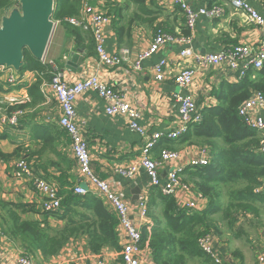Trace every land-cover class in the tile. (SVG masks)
Segmentation results:
<instances>
[{
    "label": "crops",
    "instance_id": "obj_1",
    "mask_svg": "<svg viewBox=\"0 0 264 264\" xmlns=\"http://www.w3.org/2000/svg\"><path fill=\"white\" fill-rule=\"evenodd\" d=\"M93 1L94 4H99L103 9L111 11L112 5L106 6L105 0ZM188 1L194 8H220L223 10L221 16L211 18L203 15L198 19L191 43L193 50L197 53L218 52L223 48L232 47L243 41L256 44L263 36L264 30L249 22L246 15L241 11H237L229 0ZM247 1L264 17V0ZM117 3L123 8L120 19L122 18L121 24L125 26V31L124 35H120L116 28V22L112 24V29L108 30L107 27V48L113 53L128 48L131 52V63H124L113 71L114 75L111 74L110 76L115 78L117 75V89L127 88L132 99L141 108L142 115L139 120L141 126L151 132H161L165 135L175 128L180 113L178 105L173 101V95L179 91L193 95L196 103L193 115H201L202 117L211 108L219 106L228 108L231 106L226 105V97L230 96L235 100L243 99L242 101H244L259 89L264 93V68L249 69L243 74L242 69H232L226 64L212 65L206 70H201L197 73L195 81L190 87L187 89L180 88L174 82V75L189 65L190 61L182 59L180 46L177 44H168L161 47L159 51L147 57L141 63L140 69H135L134 63L137 57L148 51L159 28L172 34H185V30L183 31L185 26L184 13L173 0H146L148 10L153 13L156 19L153 22H133L131 26H128L127 22L132 13L138 10V5L134 0H117ZM89 35V32H83L81 45H79L76 38L69 34L65 24L58 25L53 31L47 48L46 55L47 53L50 54L48 59H54L60 67L68 69L67 63L71 52L79 50L85 56L83 63L79 65L76 71H72L70 68L68 70L75 78H78L82 70L86 68L90 71L91 65L88 62L90 58L96 55V46L92 52L87 47L89 45ZM65 56L67 58H64ZM163 58L168 59L169 64L166 67L165 79L159 82L155 80L153 67ZM71 61L72 58L68 64L74 67L70 64ZM0 70L10 72L4 70L3 67H0ZM18 75L19 80L14 83H10L8 79L6 82L0 76V97L11 99V102H19L10 104H13L15 108L19 106L18 109H25L21 118L24 126L20 125L22 136L15 137L13 127L8 124L4 125L12 113L10 114L9 111L6 112L3 108H0V135H5L0 136V148L8 154V158H2L0 163V192L3 199L19 205L27 218L47 220V223L52 227L65 224L63 220H57L55 217L57 212L53 214L55 216L49 214H47L48 217L45 216L41 197L34 185L16 171L15 164L17 160L26 157V160L33 165L39 176L56 185L62 200L73 209L70 215L66 214L68 218L70 216L74 217L79 211L84 212L89 218H97L99 209L102 207L115 215L103 196L99 194L89 193L79 200L71 198V196H76L73 195L74 187L80 182L83 186H86V180L82 179L80 175L70 136L57 122L60 115L59 102L54 96L46 97L40 84L43 96L42 102L39 101L38 104L35 103L30 108L20 107L32 102L28 89L37 80V73L26 71L23 74L18 72ZM1 92L4 94H1ZM239 105L237 106L239 107ZM105 106L106 101L95 90L86 91L77 100L75 106L77 118L84 123L83 130L91 153V165L101 179L113 183L116 188L122 190L124 199L135 206L139 197L145 193L149 182V176L145 168L139 164L142 148L147 141V137L133 130L126 117L109 115L105 110ZM238 107H236V110H238ZM6 109H9V107H6ZM189 129L193 130L191 126ZM253 131L258 141L256 143V148H258L264 141V129ZM187 137L183 135L179 139L171 140L164 138L157 144L156 149L153 151V157L159 159L162 148L184 152L192 150L195 148L194 145H197L194 144L197 141L196 136ZM46 141L51 143L52 146L46 148L47 150L44 149L45 151H41L42 145ZM219 144L222 143L219 142ZM211 146L208 145L207 147L212 150ZM131 164L138 166V171L133 176H127L120 171V168H125ZM171 166L169 162L160 166L162 187L156 189H160L162 192L163 188L168 185V172ZM187 172L185 170L183 174L186 180ZM263 184V181H261L260 188ZM207 202V199L203 201V208L198 212L207 209ZM226 202L227 199L224 198V205H226ZM157 205H159L158 210H160L159 208L163 206L162 200H158ZM152 206L154 207L153 203ZM257 208L258 211L243 212L239 221L232 227L227 220L218 217L220 218L218 221L220 234H225L222 236L224 241L220 236L219 238L223 247L228 251L225 254L230 260L232 257L235 261L231 260L233 263L256 264L259 255L264 254V215L260 214V211H264V197L262 200L257 201ZM153 225H155L154 219L149 215L145 226L152 228ZM239 225L240 229H238ZM145 226H143L142 231ZM232 242L238 245L235 247L234 252L229 248V243ZM9 243L5 236L0 235V264H8L6 252ZM120 245L123 248V239H120ZM34 254L42 257L43 260L60 261V264L87 262L97 256L107 258L112 264H116L121 260V251L109 246L99 253L91 251L88 238L85 236L67 242L56 256L46 258L40 252ZM205 259L203 263L201 259L193 258L189 264H216L208 256H205ZM35 263L37 264V261Z\"/></svg>",
    "mask_w": 264,
    "mask_h": 264
},
{
    "label": "built area",
    "instance_id": "obj_2",
    "mask_svg": "<svg viewBox=\"0 0 264 264\" xmlns=\"http://www.w3.org/2000/svg\"><path fill=\"white\" fill-rule=\"evenodd\" d=\"M237 11L246 15L249 22L255 24L264 30V17L252 7L247 0H229ZM179 5L185 16V26L189 29L187 34H172L159 28L154 37V41L147 52L141 53L134 63L135 69L141 68V63L147 58L159 51V49L168 44H177L180 46V56L184 61H190L181 71L175 73L174 82L180 87L187 89L201 70H206L212 65L226 64L232 69H242L245 74L249 69H262L264 67V32L263 36L253 44L243 41L232 47L223 48L218 52L197 53L191 46L194 37V31L198 19L206 15L208 17H218L223 14L220 8H194L188 0H173ZM19 5V4H18ZM55 28L63 23L89 31L96 46V55L90 58V71L82 70L78 78L73 77L70 70L60 67L54 59L44 60L51 64L53 68L52 76L49 80H44L41 84V90L46 97L54 96L60 106V115L58 124L67 132L71 139V146L74 158L77 160L78 168L82 179H85L86 186L80 182L74 187V192L87 195L96 193L103 196L109 208L113 210L118 219V233L120 239H123V248L121 260L116 264H156L153 258L152 250L143 247L142 228L149 217V203L151 190L155 187H162L160 180V166L167 162L171 163L168 172V185L163 188V193L175 197L179 208L187 211H201L203 201L210 197L204 196L197 189L186 182L183 174L189 168L206 166L213 159V151L208 147H195L190 151H180L170 148L160 150L159 159L153 157V151L157 144L164 138L179 139L194 123H200L203 120L201 115H193L196 109L195 98L191 93L179 91L174 93L173 101L179 107L180 117L171 131L166 135L161 132H151L144 126H141L139 120L142 112L141 108L135 103L127 88L117 89V75L115 78L113 71L124 63H131V52L128 48H123L118 53L110 52L107 48L106 28L112 26L115 15L105 10L99 4H93L85 1L80 12L77 15L67 16L63 19H54ZM64 58H67L65 56ZM169 64L168 59H160L153 67L156 81H163L166 77V67ZM87 67V66H86ZM11 71L8 81L10 83L19 80L18 72L14 69L6 68ZM88 90H95L100 97L106 101L105 110L109 115H121L128 119L129 125L133 130L147 137V141L142 148V156L139 164L145 168L149 182L146 191L139 197L135 206L126 201L122 190L116 188L113 183L101 179L93 170L91 165V153L89 145L84 136V123L79 121L76 114L77 100ZM13 102H8L10 104ZM23 109L15 110L8 118L5 124L11 125L14 129V136L20 137L21 123L20 119L24 114ZM238 115L243 124L252 130L264 129V93L255 91L250 97L242 101L238 107ZM256 151L264 156V141L256 148ZM16 171L24 179L32 182L36 191L41 197V203L44 212L49 215L60 210L62 206V197L59 195L58 188L47 182L39 176L36 169L21 157L15 164ZM120 171L133 176L138 171V166L131 164ZM264 183V178L261 179ZM261 195L264 194V184L257 189ZM207 207V208H208ZM206 210V209H204ZM54 216V215H53ZM8 240V239H7ZM9 241V240H8ZM199 247L216 264H236L233 263L225 254L228 252L222 245L219 235L215 231H209L201 235L198 239ZM12 246V245H11ZM11 246L7 248L6 257L8 264H36L32 255L17 253L14 249L12 253ZM231 256V254H230ZM74 264H112L107 258L97 256L95 259L87 262ZM256 264H264V254L259 255Z\"/></svg>",
    "mask_w": 264,
    "mask_h": 264
},
{
    "label": "trees",
    "instance_id": "obj_3",
    "mask_svg": "<svg viewBox=\"0 0 264 264\" xmlns=\"http://www.w3.org/2000/svg\"><path fill=\"white\" fill-rule=\"evenodd\" d=\"M85 1L94 2L93 0H57L53 18L63 19L77 15ZM107 1H110L112 5L110 10L117 14L114 13L113 24L116 22L118 32L124 35L125 26H122V18L120 19L123 8L118 5L117 0ZM134 1L138 5V10L132 13L127 22L128 26H131L133 22H153L156 19L148 10L146 0ZM18 4L19 0H0V19L3 14ZM63 24L66 25L69 34L81 45L83 32L89 31L68 23ZM183 31L185 34L189 33L186 26ZM90 35L92 36L91 33ZM90 35L87 47L92 52L95 48V40ZM26 71L36 72L37 80L28 89L32 102L25 106L21 105L22 108H30L35 103L42 102L40 84L52 76L53 68L48 62L35 58L26 49L25 64L20 73L23 74ZM1 94L4 93L1 92ZM242 100L226 97V105L231 106L209 109L204 113L203 120L192 124L193 130L189 129L184 135L185 137L193 135L205 137L204 141L212 145L211 163L202 167L189 168L186 180V182L193 180L198 191L210 197L211 201L206 210L198 212L180 209L175 197L164 194L160 189H156L158 187L151 190L149 215L154 219L155 225L152 228L145 226L142 233L143 247L152 250L156 264H189L193 258H199L204 263L207 255L198 244L201 235L212 230L220 233L218 225L220 218L227 220L232 227L239 221L243 212L258 211L257 201L264 197L257 192L261 186V178L264 176V156L256 151L258 141L254 131L243 124L236 110ZM22 121L20 119L21 125L24 126ZM219 142L222 144L220 145ZM50 146L52 144L46 141L41 151H45L44 149ZM2 158H8V154L0 148V163ZM73 195L76 196L71 198L77 200L85 196L76 192H73ZM224 198L227 199L226 205H224ZM158 200L163 202L160 210H158ZM72 211L70 205L62 200V206L54 216L59 221L63 220L65 224L52 227L47 220L25 217L20 206L4 200L0 192V235L14 243H20L27 250L40 252L46 258L56 256L67 242L82 236L88 238L89 248L95 253L101 252L107 246L122 252L120 236L116 229L118 219L115 215L102 207L99 209L97 218H89L80 211L74 217L68 218L66 214L70 215ZM47 214L45 212V216L48 217ZM218 215L220 218H217Z\"/></svg>",
    "mask_w": 264,
    "mask_h": 264
},
{
    "label": "water",
    "instance_id": "obj_4",
    "mask_svg": "<svg viewBox=\"0 0 264 264\" xmlns=\"http://www.w3.org/2000/svg\"><path fill=\"white\" fill-rule=\"evenodd\" d=\"M56 3L57 0H19V5L13 6L1 16L0 67L20 72L25 64L26 49L35 58L45 59L55 29L53 14ZM107 29H112V26ZM71 58L70 64L74 67L68 64ZM84 59L85 56L79 50L73 51L67 67L76 71Z\"/></svg>",
    "mask_w": 264,
    "mask_h": 264
},
{
    "label": "rangeland",
    "instance_id": "obj_5",
    "mask_svg": "<svg viewBox=\"0 0 264 264\" xmlns=\"http://www.w3.org/2000/svg\"><path fill=\"white\" fill-rule=\"evenodd\" d=\"M105 5L106 6H111V3H110V1H107V0H105ZM112 14H113V12L112 11H110ZM114 15V14H113ZM0 22H1V19H0ZM48 58H50V54L49 53H47V55H46V60H48ZM10 73H11V71L10 72H2V70H0V76H2V79H5L4 81H6L7 82V79H9V75H10ZM260 90V89H259ZM258 90V91H259ZM260 91H262V90H260ZM1 101H3V102H1ZM8 102H11V99H8V98H4V99H2L1 97H0V108H3L6 112H8V113H12L14 110H19L18 109V107L17 108H15V106H13V104H6V103H8ZM13 103H19V102H13ZM6 107H9V109H6ZM15 108V109H14ZM13 109V110H12ZM12 110V111H11ZM11 111V112H10ZM195 139L197 140L194 144H197V145H194L193 143V145L196 147H207L208 145H210V144H208L207 142H205L204 141V139H205V137H195ZM193 140V139H192ZM194 141V140H193ZM191 143V142H190ZM222 143V142H221ZM187 147H191V146H187ZM210 147V146H209ZM262 178H264V176L262 177ZM189 184L191 185V186H193L195 189H197L198 190V188H197V186L195 185V183L193 182V180H189ZM226 191V190H225ZM224 191V192H225ZM201 192V191H200ZM260 214L261 215H264V211L262 210V211H260ZM219 217V216H218ZM217 217V218H218ZM241 227H240V225H239V227H238V229H240ZM221 232V231H220ZM219 236H220V238L224 241V239H223V237L222 236H224L225 234H218ZM8 239V238H7ZM9 240V239H8ZM9 245L11 246H13L14 247V249H15V251L17 252V253H24V254H30V255H32L33 256V258H34V260H35V262L37 261V264H60V261H57V262H52L51 260H48V259H46V260H43L42 259V257H40V256H36L34 253L35 252H32V251H30V250H27V249H25L20 243H18V242H13L12 240H9ZM226 242V241H225ZM230 244V246H229V248L234 252V249H235V247L236 246H238L237 245V243H234V242H232V243H229ZM12 246H11V250H12V253L14 252V249L12 248ZM65 253V252H64ZM64 255V254H63ZM60 257H61V259H62V255L60 254ZM64 257V256H63Z\"/></svg>",
    "mask_w": 264,
    "mask_h": 264
}]
</instances>
